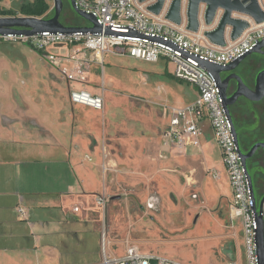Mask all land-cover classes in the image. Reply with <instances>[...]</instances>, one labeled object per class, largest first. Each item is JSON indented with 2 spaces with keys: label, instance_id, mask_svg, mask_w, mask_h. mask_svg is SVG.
<instances>
[{
  "label": "crops",
  "instance_id": "1",
  "mask_svg": "<svg viewBox=\"0 0 264 264\" xmlns=\"http://www.w3.org/2000/svg\"><path fill=\"white\" fill-rule=\"evenodd\" d=\"M31 1L0 0V10L11 9L15 11V16H23L19 12L20 6ZM46 2L49 5L46 14H50L53 10V1L46 0ZM259 3L264 9V0H259ZM17 5L18 9L14 10L13 7ZM60 21L64 24L61 19ZM216 21L217 18L210 26L214 27ZM208 27L202 28L203 31L212 29ZM15 52L14 50H0V71L4 68L8 71V73L0 72V264L98 263L101 260V249L98 260L92 236L80 249L82 256H86L83 260L78 258L80 254L76 247L86 234V230L80 228L77 223H91L92 232L101 231L99 209L91 199L94 193L101 188L98 177L99 155L97 151L93 153L90 151L88 134L91 130H97V124L89 119L92 110L102 112L104 109L97 110L72 104L69 99V85L57 69H51L52 73H49V80L46 82L39 79L41 75H37L38 73L29 75L28 77H33L34 80L28 82L27 73H15L14 71L13 66L19 69L25 64L24 52L23 64ZM106 54L102 56V62L92 61L90 63L85 80L89 88L83 87L81 83H72L73 88L86 89L95 95L93 85L97 82L102 81L107 87L131 85L135 81L134 73H156L160 81L164 83L165 93L171 94L169 104L162 107V129L169 124L171 107L190 103L185 104L182 101L173 103L176 84L184 81L174 77L172 67L166 65L163 70L151 72L132 68L133 72L128 71L129 73H106L104 69ZM110 54L115 57L123 55ZM161 60L164 61V59H159L157 62ZM170 82L175 83L172 89L167 86ZM42 85L49 88L51 93L48 96L42 94ZM38 89L40 92L37 91ZM166 97H161V99H166ZM250 102L253 110L246 117L237 109L234 110L236 128L242 138L241 144L246 150L254 141H264V97ZM199 124L201 127L200 149L189 148L186 153H183L175 147H168L169 150L165 152V157H176L179 164L185 168H193L188 171L189 176H185V182L188 185L197 182L196 189L203 202L192 205L190 210L197 211V218L207 212L216 221L217 232L221 233L224 227L227 228L222 222L231 223L228 205L232 198V189L221 160L219 147L206 117H202ZM43 159L52 162L56 168V171L52 173L47 172L46 181H50V178L51 180L62 179L69 174V182L63 188L65 190L26 188L29 178L33 175L32 164ZM248 165L255 169L253 174L255 196L257 201H260L264 197V151L261 149L256 151L254 156L248 160ZM212 170L218 172V178L212 177ZM41 195L43 197L39 198L38 196ZM198 196V194H192L193 198ZM91 203L96 209L91 206ZM156 204L158 205V199L151 197L146 200L145 206L148 210L155 212ZM37 205L57 209L58 213L57 215L53 213V218L31 222L30 209ZM17 206L26 210V219L16 217ZM74 207H78V211H73ZM221 214L226 215L225 220L220 218ZM236 222L238 228H236ZM231 225L234 226V229L231 228L234 236L241 235L240 241L236 239L237 242H242L240 222L235 221ZM109 235L110 231L107 232L106 229L107 248L109 245H119L109 240ZM126 244L122 247L119 245V249L108 248V252L121 255L124 253ZM241 244L243 247V242ZM136 246L140 249L138 245Z\"/></svg>",
  "mask_w": 264,
  "mask_h": 264
},
{
  "label": "rangeland",
  "instance_id": "2",
  "mask_svg": "<svg viewBox=\"0 0 264 264\" xmlns=\"http://www.w3.org/2000/svg\"><path fill=\"white\" fill-rule=\"evenodd\" d=\"M13 8L18 9V5ZM60 19L64 24L91 25L88 20L75 14L66 0L63 3ZM0 50L16 51L22 64L24 52V66L19 69L16 66L13 68L15 73H27L28 82L34 80L33 77H28L32 73L41 75L39 79L42 82L49 80L48 76L52 73L53 67L43 55L23 42L0 41ZM259 56L255 53L246 56L240 63L239 69L255 71L259 66ZM166 61L164 59L157 63L142 62L126 54L115 57L107 53L104 69L106 73H129L133 72L132 68L149 72L160 71L166 65L172 67V64L168 61L167 64ZM0 72L8 73L5 68ZM134 78L135 81L131 85L107 87L102 81L93 85L96 91L93 93L103 98L104 110L102 112L92 110L89 116V119L97 124V130L89 132L88 144L90 151L92 153L97 151L99 155L98 177L101 188L94 194L103 191L109 198L105 215L106 229L107 232L110 231L109 240L121 247L131 242L148 253L162 254L184 263L244 264L242 242L236 240L240 241L241 235L234 236L231 231L234 226L223 221L222 224L224 226L226 224L227 228L224 227V231L218 233L217 223L212 216L204 212L197 218V211L190 210L192 205L203 202L196 189L197 182L192 185L185 182V176L193 168H185L179 164L176 157H165V152L169 148L163 145L161 116L162 107L169 104L171 94L165 93L164 83L156 73H134ZM67 83L70 91L73 86L68 81ZM81 85L89 88L85 81ZM167 86L172 89L175 83L170 82ZM176 86L173 103L182 101L186 104L194 100L196 91L194 86L186 81ZM37 91L40 92L39 89ZM41 92L46 96L51 93L45 85L41 86ZM255 142L261 140L252 144ZM241 147L246 151L242 144ZM90 157L93 158L91 154ZM32 167L33 175L27 182V189L41 187L42 190L50 188L58 191L69 182V174L62 179L50 178V181H46L47 172L56 171L50 161L43 159L33 163ZM248 171L254 177L255 169L248 165ZM192 194L199 196L193 198ZM151 197L158 199L155 212L145 206L146 200ZM91 199L93 201L94 196ZM91 206L95 208L93 203ZM53 213L57 215V209L34 206L30 209V221L53 218ZM15 214L18 218L16 211ZM219 216L225 220V214ZM77 224L86 230L85 238L79 241L76 247L80 254L78 258L81 260L86 258L82 256L80 249L92 236L99 260L100 231L92 232L91 223ZM236 224L238 228V223ZM119 245H109L108 248L119 249Z\"/></svg>",
  "mask_w": 264,
  "mask_h": 264
},
{
  "label": "built area",
  "instance_id": "3",
  "mask_svg": "<svg viewBox=\"0 0 264 264\" xmlns=\"http://www.w3.org/2000/svg\"><path fill=\"white\" fill-rule=\"evenodd\" d=\"M73 1L77 9L92 14L103 31L108 28L113 33L42 32L30 37L6 34L0 35V41H20L32 45L41 51L48 63L70 84L83 83L90 63L102 62L105 53L127 54L145 62L165 59L171 63L174 77L196 88V98L187 105L170 108L169 124L162 131L163 145L175 147L183 153L189 148L200 149L199 120L206 117L232 189V198L228 205L229 217L231 223L240 222L245 264H259L256 252L257 222L249 180L223 106L219 84L214 74L202 64L208 62L225 66L250 51L264 39V22L256 24L247 16H239L248 21L249 27L236 40L226 39L223 46H218L203 35L202 27L197 32H190L185 28L184 20L177 25L165 19L164 12L156 15L147 10V6L155 0ZM185 4L186 1L183 0V7ZM204 7L203 4L200 5V14ZM199 18L201 20L200 15ZM69 99L72 104L104 109L103 98L86 89H71ZM211 175L218 178L216 170H212ZM108 202L105 192L94 194V203L99 209L101 219V260L95 264H151L152 260L156 264H192L163 255L145 253L129 243L125 245L123 254H110L105 222ZM16 211L21 218H27L23 207L17 206ZM73 211H78V207H74Z\"/></svg>",
  "mask_w": 264,
  "mask_h": 264
},
{
  "label": "water",
  "instance_id": "4",
  "mask_svg": "<svg viewBox=\"0 0 264 264\" xmlns=\"http://www.w3.org/2000/svg\"><path fill=\"white\" fill-rule=\"evenodd\" d=\"M53 1V15L50 18L34 16H0V35L13 34L16 36H33L42 32L71 34L74 32L84 33H113L108 28L102 29L95 22V17L87 12L77 9L73 0H66L71 10L78 16L88 20L90 26L65 25L60 21V15L63 9L64 0ZM145 2L147 0H138ZM155 0L154 3L147 6V10L153 14L164 12L165 19L179 25L185 21V28L190 32H197L200 28L210 26L215 19L217 21L212 29L203 31V35L214 45L223 46L226 39L236 40L242 32L249 27L248 21L239 16H247L256 24L264 22V9L259 0ZM203 4L204 10L200 14V5ZM201 16V20L199 18ZM202 23V24H201ZM228 28H230L228 30ZM251 53L264 55V39L260 40L250 51L238 57L236 60L225 66L204 62L202 64L207 70L211 71L220 87V94L223 99V106L230 120L232 132L241 156L243 166L249 180V186L254 200V212L257 222L256 232V252L259 264H264V220L263 203L264 197L257 201L255 196V185L253 177L248 171V160L254 156L258 149L264 151V141L255 142L251 147L244 151L240 144L239 133L236 128L234 117L231 113L232 106L239 97H244L250 101H258L264 97V69L255 75L254 87L249 88L237 73H230L225 77L223 74L233 71L242 60ZM235 79L237 89L231 95L227 93V84L230 79ZM151 264H156L155 260Z\"/></svg>",
  "mask_w": 264,
  "mask_h": 264
},
{
  "label": "flooded vegetation",
  "instance_id": "5",
  "mask_svg": "<svg viewBox=\"0 0 264 264\" xmlns=\"http://www.w3.org/2000/svg\"><path fill=\"white\" fill-rule=\"evenodd\" d=\"M259 66L256 68L255 71H242L241 69H239V65L231 72L223 74L222 77H225L226 75L230 74V73H237L241 76V78L243 79L244 83L249 87V88H253L254 87V80H255V75L262 69H264V55H260L259 56ZM237 89V83L235 81V79H230L228 81L227 84V93L229 95H231L233 92H235V90ZM237 109L238 112H240L241 114L243 113V116L246 117L253 109H252V104L251 102L244 98V97H239L235 103L230 106V110L231 113L235 119L234 116V110ZM240 139V144L242 143V138L241 136H239ZM247 151V150H246Z\"/></svg>",
  "mask_w": 264,
  "mask_h": 264
},
{
  "label": "trees",
  "instance_id": "6",
  "mask_svg": "<svg viewBox=\"0 0 264 264\" xmlns=\"http://www.w3.org/2000/svg\"><path fill=\"white\" fill-rule=\"evenodd\" d=\"M49 9V5L46 0H32L31 2L24 3L20 6L19 12L23 16H34L42 18H50L53 14V10L50 14H46ZM1 16H15V11L11 9L0 10ZM28 47L33 49L35 52L41 54V51L33 47L32 45L26 44Z\"/></svg>",
  "mask_w": 264,
  "mask_h": 264
}]
</instances>
